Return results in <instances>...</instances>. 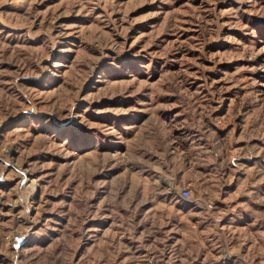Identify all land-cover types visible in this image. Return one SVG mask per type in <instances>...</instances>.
<instances>
[{"label": "rangeland", "instance_id": "obj_1", "mask_svg": "<svg viewBox=\"0 0 264 264\" xmlns=\"http://www.w3.org/2000/svg\"><path fill=\"white\" fill-rule=\"evenodd\" d=\"M0 264H264V0H0Z\"/></svg>", "mask_w": 264, "mask_h": 264}, {"label": "built area", "instance_id": "obj_2", "mask_svg": "<svg viewBox=\"0 0 264 264\" xmlns=\"http://www.w3.org/2000/svg\"><path fill=\"white\" fill-rule=\"evenodd\" d=\"M180 197L184 200H189L192 198V190L190 188H183L180 192Z\"/></svg>", "mask_w": 264, "mask_h": 264}, {"label": "bare ground", "instance_id": "obj_3", "mask_svg": "<svg viewBox=\"0 0 264 264\" xmlns=\"http://www.w3.org/2000/svg\"><path fill=\"white\" fill-rule=\"evenodd\" d=\"M242 169V168H241ZM240 168H239V170H241ZM229 210V209H228ZM228 210H226L225 211V215L223 216V218H222V220L223 219H225L227 216L226 215H228L229 213H228ZM226 216V217H225ZM222 220H221V222H218V226L220 227V229H222V230H224L225 229V224L222 222Z\"/></svg>", "mask_w": 264, "mask_h": 264}, {"label": "crops", "instance_id": "obj_4", "mask_svg": "<svg viewBox=\"0 0 264 264\" xmlns=\"http://www.w3.org/2000/svg\"><path fill=\"white\" fill-rule=\"evenodd\" d=\"M222 191H224V189H223ZM221 194H223V192H221L220 195H221Z\"/></svg>", "mask_w": 264, "mask_h": 264}]
</instances>
